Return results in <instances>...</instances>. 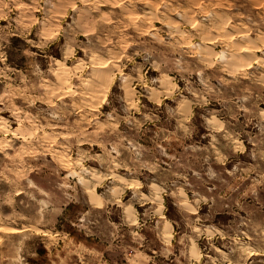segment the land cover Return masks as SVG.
Returning a JSON list of instances; mask_svg holds the SVG:
<instances>
[{"label": "rangeland", "instance_id": "obj_1", "mask_svg": "<svg viewBox=\"0 0 264 264\" xmlns=\"http://www.w3.org/2000/svg\"><path fill=\"white\" fill-rule=\"evenodd\" d=\"M0 264H264V0H0Z\"/></svg>", "mask_w": 264, "mask_h": 264}]
</instances>
